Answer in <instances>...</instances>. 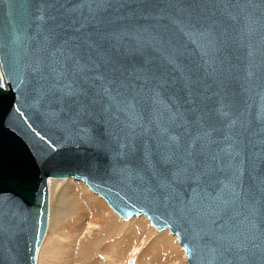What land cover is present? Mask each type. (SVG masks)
<instances>
[{"label":"water","instance_id":"1","mask_svg":"<svg viewBox=\"0 0 264 264\" xmlns=\"http://www.w3.org/2000/svg\"><path fill=\"white\" fill-rule=\"evenodd\" d=\"M70 178L189 264H264V0H0V264Z\"/></svg>","mask_w":264,"mask_h":264},{"label":"bare ground","instance_id":"2","mask_svg":"<svg viewBox=\"0 0 264 264\" xmlns=\"http://www.w3.org/2000/svg\"><path fill=\"white\" fill-rule=\"evenodd\" d=\"M74 180L79 181L73 178L68 181L74 182ZM56 182L65 183L62 180L49 179L48 184L52 202L53 190H56L54 188ZM77 186L80 189L82 188V192L68 193L67 197H65V193V198L62 197L60 199L59 205L53 206L52 203L50 204V228L53 221L58 220L61 216L73 215V220H68L62 230L60 229L61 232L59 231L62 237L60 239L63 242H69L63 244L60 241L62 246L60 244L59 246L56 244L52 245L53 250L51 252H53V256H49L52 263H49V261L47 264H59L58 262L64 258L65 251H68L73 244L77 246V253L75 252V254H78V257H74L73 262L70 264H107V260L110 261V264H187L186 253L182 250V246L180 247L181 244L177 240L176 235L171 234L170 230L159 232L146 219L134 221L145 215L134 216L135 218L132 217L134 218L133 220H122L123 218L107 204L108 202L103 198L106 203L99 195L93 192L88 185L78 183ZM112 214L113 217L110 216ZM110 218L113 220L112 222ZM118 219L121 220L125 232H119L116 238L110 241L109 237L117 229L115 223L119 222ZM45 252L46 245L42 249L41 254L39 252V264H44L41 260L49 254V252L46 254ZM72 254L74 255V253ZM71 255H67L70 261L73 258ZM98 255L100 257H97ZM54 261L58 262L55 263Z\"/></svg>","mask_w":264,"mask_h":264},{"label":"rangeland","instance_id":"3","mask_svg":"<svg viewBox=\"0 0 264 264\" xmlns=\"http://www.w3.org/2000/svg\"><path fill=\"white\" fill-rule=\"evenodd\" d=\"M69 180V179H68ZM68 180H62V181H64L65 183H61V182H56L55 184H54V188L56 189V190H53V202L51 201V197H50V204L52 203L53 204V206H55V205H59V201H60V199L63 197V198H65V197H67V194L69 193V194H73L72 192H74V194L75 193H80V192H82V188L80 189V188H78V183H83V184H86V183H84V182H82V181H75L74 180V182H69ZM61 181V180H60ZM68 181V182H67ZM59 185V186H58ZM87 185V184H86ZM58 186V187H57ZM77 186V187H76ZM50 187V186H49ZM68 187V188H67ZM58 188V189H57ZM91 189V188H90ZM67 190V191H66ZM55 191V192H54ZM75 191H77V192H75ZM65 193H66V196H65ZM97 195H99V194H97ZM65 196V197H64ZM100 196V195H99ZM101 197V196H100ZM102 198V197H101ZM103 199V198H102ZM104 200V199H103ZM105 201V200H104ZM106 202V201H105ZM107 203V202H106ZM108 204V203H107ZM109 205V204H108ZM113 209V208H112ZM111 217H113V214L112 215H110ZM115 216V215H114ZM120 216V215H119ZM72 217H73V215H68V216H61L58 220H54L53 221V223H52V227L50 228V225H49V228H48V233H47V236H46V239H45V241H44V243H43V245H42V248H41V250H40V254H41V252H42V249L44 248V246L46 245V252H45V254L46 253H48L49 252V254H47L46 255V258H43L41 261H43V263L44 264H47L49 261V263H52V260H50V257H52L53 255H52V253L53 252H51L53 249H52V245H57V246H59V244L61 245L62 243L64 244V243H66V242H63V240L62 239H60V238H62L61 237V233L59 234V231L61 232V230H62V228L67 224V222H68V220H73L72 219ZM116 217V216H115ZM121 217V216H120ZM122 218V217H121ZM135 218V217H134ZM134 218H131V219H122V220H125V221H127V220H133ZM143 218V219H142ZM139 219H141V220H139ZM144 219H146L147 221H150V220H148V218L146 217V216H142L141 218H138L137 220H134V221H143ZM119 220V222H117V223H115L116 224V227H117V229H115L114 230V232L112 233V235L109 237V240L110 241H113L115 238H116V235L119 233V232H125V229H124V227H123V224L121 223V220L120 219H118ZM110 221L112 222L113 220H111V218H110ZM61 229V230H60ZM124 229V230H123ZM158 231V230H157ZM168 231V230H167ZM160 232V231H159ZM107 233V232H106ZM170 233V232H169ZM175 236V235H174ZM177 237V236H176ZM57 238V239H56ZM62 243H61V242ZM53 242V243H52ZM69 242V241H68ZM67 242V243H68ZM106 242H108V241H106ZM66 243V244H67ZM50 244V245H49ZM74 246H76V244H73ZM72 245V247H73V249H72V247H70V249H68V251H65V255H63V260H61V261H63V262H58L59 264H70V263H72L73 262V260H74V257H78V254H75V252L77 253V246L76 247H74ZM180 245V244H179ZM62 246V245H61ZM180 247H181V245H180ZM75 248V249H74ZM182 248V247H181ZM69 250H70V252H69ZM73 250H75V251H73ZM183 250V249H182ZM102 251V250H101ZM67 252H69L68 254H67ZM72 253H74V255L72 254ZM184 253H185V251H184ZM40 254H39V258H40ZM72 254V255H71ZM67 255H71V257H73V258H71V261H70V258H68L69 256H67ZM186 255V254H185ZM48 256V257H47ZM50 256V257H49ZM76 257V258H77ZM97 257H100V255H98ZM49 258V259H48ZM67 258V259H66ZM55 263H57L56 261H54ZM67 262V263H66ZM107 264H110V261H108L107 260V262H106ZM186 263L188 264V262H187V259H186ZM38 264H39V259H38Z\"/></svg>","mask_w":264,"mask_h":264},{"label":"snow or ice","instance_id":"4","mask_svg":"<svg viewBox=\"0 0 264 264\" xmlns=\"http://www.w3.org/2000/svg\"><path fill=\"white\" fill-rule=\"evenodd\" d=\"M200 35H205V33H201ZM91 46V45H90ZM69 59H71V55L69 56ZM75 65H76V67H77V70H80L83 66L81 65V63H80V60L79 59H77L75 62ZM165 86H167V82H164V81H161V82H159V83H157L156 84V87H165ZM194 87H195V82H193V81H189L188 82V85H187V90H188V97H189V102L191 103V102H194V100H195V97H196V93H195V91L194 90H192V89H194ZM194 163H193V168H194ZM185 171H187V169H185Z\"/></svg>","mask_w":264,"mask_h":264}]
</instances>
